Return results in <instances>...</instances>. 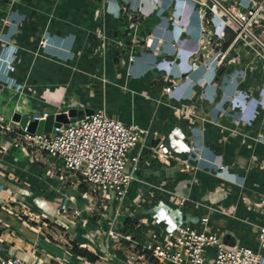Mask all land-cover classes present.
Masks as SVG:
<instances>
[{"label":"crops","instance_id":"crops-1","mask_svg":"<svg viewBox=\"0 0 264 264\" xmlns=\"http://www.w3.org/2000/svg\"><path fill=\"white\" fill-rule=\"evenodd\" d=\"M123 1L147 14L138 30L146 41L133 63L126 61L133 12L123 13L121 0H0V117L13 120L19 114L32 120L45 112L77 109L82 115L86 109L104 108L111 118L148 131L128 155L127 171L132 172V157L141 154L132 184L136 194L132 196L131 187L124 200L113 203L117 207L109 200L102 220L84 213L82 220L65 227L58 225L62 195L77 197L80 208L84 201L56 176L58 161L36 157L0 133L1 196L18 204L0 206V259L160 264L154 259L130 262L126 254H117V248L130 243L123 236L118 243L109 239L111 226L134 237L150 228L165 234L178 224L199 227L205 217L226 245L259 251L258 232L264 227V62L240 47L225 71L200 66L192 72L190 54L200 46L203 24L199 7L187 0H163V9L146 0ZM255 1L264 6V0ZM230 37L229 32L227 41ZM172 84L176 89L168 96L164 89ZM161 96L169 99V107L156 104ZM159 141L170 146L169 158L158 156ZM220 166L226 167L221 175ZM175 193L192 204L179 206ZM24 207L46 220H20L11 212ZM11 218L36 234V242L19 233ZM128 218L136 226L126 232ZM50 222L62 232L52 233ZM74 245L95 252L98 260L76 254ZM215 254V248L208 249L210 261Z\"/></svg>","mask_w":264,"mask_h":264},{"label":"built area","instance_id":"built-area-1","mask_svg":"<svg viewBox=\"0 0 264 264\" xmlns=\"http://www.w3.org/2000/svg\"><path fill=\"white\" fill-rule=\"evenodd\" d=\"M121 1L123 13H128L130 10L133 12L129 13L131 22L128 27L132 32V37L126 60L133 63L146 41L138 34V30L147 14ZM146 1L155 9L164 7L163 0ZM187 1L199 7V14L203 21L200 27V46L190 54L192 72L200 66H203L206 71L219 70L221 67L225 71L231 66L230 61L238 58L234 56L240 47L249 49L253 54V60L264 62V6L262 4H257L255 0ZM5 25L9 26V22L5 21ZM222 28L227 29L232 36L226 49L223 47L227 41V34ZM40 44L43 47L46 46L47 40L44 39ZM7 69L14 71L15 68L8 64ZM175 89L176 86L172 84L165 87L164 93L170 96ZM200 101L202 102L201 96L197 105ZM156 104L168 107L171 105L165 96L156 99ZM50 115L51 113L45 112L40 116H34L30 121L46 120ZM29 122L23 126L14 119L7 120L0 117V133L8 136L13 144L24 147L36 157L45 155L62 162L68 176H63L61 171L56 173V176L62 185L70 186L79 193V198L84 201V207L78 206L77 197L62 195L63 200L60 207L62 221H58L60 227L82 220L84 213L90 217L100 215L99 218L102 220L106 211L109 210V200H112V206L117 207L113 203L118 201L116 204H119L128 196L132 184L137 180L135 172L140 169L141 154L139 152L132 157V172L127 171L128 155L138 148L140 140L148 134L146 129L113 119L104 108L94 111V114L76 123L54 126L50 133L29 131ZM155 149L161 159H167L172 155L170 146L165 142L159 141ZM191 150L195 151L196 148L192 146ZM36 162H38L37 159ZM225 169V166H220L218 174H223ZM50 175L54 176L52 173ZM13 179L19 181L17 178ZM3 190L4 187H0V206L9 204L2 199ZM175 194L174 197L178 200L179 206L184 208L190 206L191 202L187 197ZM99 207L102 208L101 213ZM118 207L121 206L118 205ZM15 212L28 219L40 218V221L42 220V217H37L27 207L18 208ZM101 220L97 222L102 224ZM108 235L109 239L115 240V243L123 241L124 238L130 243L129 248L121 246L116 249L117 254H126L130 262L149 263L151 259H154L160 264H264V227H260L258 232L259 251L239 245H226L211 231L208 217L200 220L199 227L194 224H178L165 234L150 228L136 233L134 237L125 236L121 234L120 229H113L111 226ZM211 247L216 249L213 262L207 257V251ZM138 250L146 251L151 256L139 255ZM0 264L30 263L20 258L7 257L0 259Z\"/></svg>","mask_w":264,"mask_h":264},{"label":"water","instance_id":"water-1","mask_svg":"<svg viewBox=\"0 0 264 264\" xmlns=\"http://www.w3.org/2000/svg\"><path fill=\"white\" fill-rule=\"evenodd\" d=\"M223 70V67L219 69V71ZM94 114L93 109H86L84 111V114L80 115L78 113L77 109H70L66 112H61L59 114H51L49 118L46 120L41 121H30L29 118L22 119V116L19 114L14 115V121L20 122L23 126L28 123L29 121V131L31 132H38V133H50L52 131V128L60 127L62 124H70V123H76L78 121L84 120L86 116H90ZM12 223L13 226L16 228V230L21 233L22 235H25L28 239L36 242L37 235L30 232L24 225H22L20 222L14 221L13 218Z\"/></svg>","mask_w":264,"mask_h":264},{"label":"rangeland","instance_id":"rangeland-1","mask_svg":"<svg viewBox=\"0 0 264 264\" xmlns=\"http://www.w3.org/2000/svg\"><path fill=\"white\" fill-rule=\"evenodd\" d=\"M247 12L249 13V11L247 10ZM222 30H223V32H225L226 34L227 33H229L228 32V30L227 29H225V28H222ZM235 57V56H234ZM237 57V56H236ZM58 161V163H59V165H58V167H55V174H56V172H59V171H61V172H63V176H68V173L65 171V169H64V166H63V164H62V162L60 161V160H57ZM56 177V176H55ZM56 179H57V177H56ZM74 180H76V179H74ZM15 182H18V181H15ZM132 189H133V187H132ZM131 194H132V196L133 195H135L136 194V192H135V188L131 191ZM115 203H118V201H115ZM15 206H18V204H11L10 202H9V204L6 206V208H9V207H15ZM20 209V208H19ZM16 210H12L11 212L12 213H14V214H16L17 215V217H18V219H20V220H25V217L22 215V214H20V213H16L15 212ZM108 213H109V211H108ZM39 217V216H38ZM28 219V218H27ZM33 220H39L40 221V218H32ZM30 221V220H29ZM41 221H45L44 219H42ZM28 222V221H27ZM31 222V221H30ZM30 222H28L29 224H30ZM24 224H26V223H24ZM32 224H33V222H32ZM67 225V224H66ZM49 226H51V227H49V229H50V231L52 232V233H58V231L59 232H62V229H56L55 227L54 228H52V226H54V223L53 222H50V225ZM156 264V263H155Z\"/></svg>","mask_w":264,"mask_h":264},{"label":"trees","instance_id":"trees-1","mask_svg":"<svg viewBox=\"0 0 264 264\" xmlns=\"http://www.w3.org/2000/svg\"><path fill=\"white\" fill-rule=\"evenodd\" d=\"M231 40H232V36L230 37L228 41H226V44L223 47V49H226V47L229 45V42ZM124 224H125V227L123 231H126V232L131 231L136 226V223L129 218L124 221ZM74 251L76 254L86 257L90 262H93V263L96 262L99 258L95 252H91L89 250H81L79 249L77 245H74Z\"/></svg>","mask_w":264,"mask_h":264}]
</instances>
